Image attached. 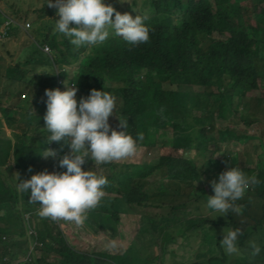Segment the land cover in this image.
Returning <instances> with one entry per match:
<instances>
[{"label": "trees", "instance_id": "16d2710c", "mask_svg": "<svg viewBox=\"0 0 264 264\" xmlns=\"http://www.w3.org/2000/svg\"><path fill=\"white\" fill-rule=\"evenodd\" d=\"M24 1L0 0V7L9 9H0V46L5 38H10L11 26H18L25 20L27 27L20 29L22 23L18 27L26 32V37L17 51L3 54L6 50L0 47V113L6 118V129L15 124L22 128L12 140L0 123V264H133L132 261L144 264L153 243L159 248L163 244L148 227L158 215L144 217L136 236L121 254L85 255L74 252L63 236L61 227L68 229L76 225L74 222L39 217V205L29 202L28 194L18 189L17 183L32 173L44 169L63 171L57 162L68 151L63 140L46 143L43 116L36 111L38 100L57 77L78 89L77 99L86 96L89 89H102L115 98L113 115L116 119L109 121L112 127L120 130L118 120H126V131L133 138L140 137L137 149L160 145L157 153L149 152V164L147 161L127 164L123 171L114 170L116 167L112 163L100 164L106 168L105 172L112 171L105 176L108 184L104 192L115 198L104 196L96 208L88 211L85 223L76 226L80 230L88 227L89 219L94 223L96 219L98 230L104 221L114 228L120 215L160 209L165 204L159 198L164 195L173 201L186 196L187 199L197 196L207 200L212 192L206 193L191 182L200 178V169L204 167L211 172L208 165L213 163L218 174L226 167H238L237 160L233 162L235 154H219L225 159L232 156L222 167L216 161V151L209 149L208 145L215 142L213 117L228 121V124L232 121L249 125L259 123L254 108L263 111L259 84L264 80V0H132V5L138 3L143 10V14L135 12L146 16L145 23L150 28L147 42L130 46L110 32L102 44L79 48L59 44L51 36L54 33L42 35L41 25L36 27L37 36L31 37L28 29L35 28L40 16L26 22L31 2H25L22 7ZM116 3L108 0L106 4ZM46 8L47 4L42 11ZM129 9L134 11L132 7ZM47 13H52L51 8L48 7ZM46 26L51 28V22ZM35 42L41 47L46 43L52 53V57H46L49 73L45 77L37 80L30 75L22 76L23 70L16 62L1 71L6 61L15 60L22 48ZM85 50L89 51L83 52ZM36 55L30 53L26 62L36 67L39 64ZM65 64H75L70 76L64 70ZM41 67L46 69L47 65ZM249 94L256 99H250ZM189 105L196 107L192 120L187 122ZM240 105L245 110L241 111ZM41 111L44 112L45 107ZM261 115L262 122L264 113ZM219 135L221 139L217 143L220 146L233 139L245 143L256 141L254 154L264 148L263 138L248 136L243 139L230 129ZM44 148L54 150L55 157L42 158L39 152ZM191 150L205 157L202 164L169 157L172 153L188 156ZM9 159H12L11 166L6 165ZM89 161L86 160L82 167L88 168ZM29 167L31 172L27 171ZM240 169L245 175L255 174L260 183L250 185L244 195L246 198L237 201L242 205L240 214H225L228 217L225 226L241 230L240 248L249 238L255 237L261 251L253 256L254 264H264V152L255 169ZM182 206L181 203L170 204L168 222L183 226L186 220L180 218L181 213L175 216L182 211ZM196 222L202 230L208 219L200 216ZM55 226H61V231ZM194 228L190 222L188 230L198 235ZM221 238L215 240L220 252ZM164 241L173 242L168 237H164ZM102 248L113 252L108 242ZM141 250H145L148 258L140 263Z\"/></svg>", "mask_w": 264, "mask_h": 264}, {"label": "clouds", "instance_id": "9594fccd", "mask_svg": "<svg viewBox=\"0 0 264 264\" xmlns=\"http://www.w3.org/2000/svg\"><path fill=\"white\" fill-rule=\"evenodd\" d=\"M107 1L47 0L45 4L55 9L56 17L54 22H51V28L46 26L48 22L43 23L42 35L45 36L46 32L54 33L55 35L51 36L60 42L59 44L73 45L76 48L98 46L109 37L110 32L130 46L149 40L150 28L145 23V15L137 14L119 3L106 4ZM25 25L22 24L20 29L24 27L27 29ZM35 44L44 53L50 54V48L46 43L43 47L37 42ZM77 91L75 86L66 85L57 77L44 90L36 106V111L43 116V128L47 131L46 143L63 140L67 144L68 151L61 155L57 162L58 167L63 171L47 169L37 171L17 183V187L21 192L28 194L29 202L39 205L37 210L39 217L83 225L88 211L96 208L104 197V186L108 184V180L103 174L92 170V167L82 168V166L86 160L99 165L130 157L136 152V142L140 137L138 135L133 138L126 131V120H118L120 130L109 124L108 118L114 116L115 98L112 94L93 88L89 89L86 96L77 99ZM43 107H45L44 112L41 111ZM235 125L236 131H234L243 139H247L248 136L258 138L260 136L256 132L260 129L257 122L249 125L235 123ZM222 131H217L216 138L215 130L212 133L216 143L221 139L219 133ZM230 141L238 142L239 145L246 144L243 140ZM213 149L217 151L216 148ZM39 155L42 158L55 157L56 152L44 148ZM231 158L232 156L229 155L227 159L231 160ZM223 159L221 165L225 167L227 159ZM208 166L214 167V164ZM27 171L31 172V167ZM209 183L213 194L207 196L206 207L217 215H224L230 212L240 214L242 205L237 201L250 185H257L260 181L255 174L245 175L234 165L219 172L217 179ZM241 236L242 232L239 228L223 229L222 238L219 240L223 252L229 256L239 255L241 249L238 240ZM247 245L251 256L260 253V246L254 239H249Z\"/></svg>", "mask_w": 264, "mask_h": 264}, {"label": "rangeland", "instance_id": "374dc122", "mask_svg": "<svg viewBox=\"0 0 264 264\" xmlns=\"http://www.w3.org/2000/svg\"><path fill=\"white\" fill-rule=\"evenodd\" d=\"M105 1L106 0H103V2ZM25 2H31L30 12L28 13L26 17V22L40 16L37 25H35V28L32 29V27H30V29H28L30 36L35 37L37 36L36 27H38L39 25H41L42 27L44 22H54V18L56 17L55 9L47 5L45 12L42 11V9L46 5L45 3L47 2V0H26L22 3V7ZM116 2L121 4L122 6H127L128 8L132 7L133 10L136 11L137 13L143 14V10L140 7V5L138 3L136 5H132V0H123V2H120V0H116ZM48 7L51 8V11H52V13L50 14L47 13ZM0 9L9 10L8 8H1V7ZM119 12L123 13L122 10H119ZM1 19L2 17L0 16V20ZM20 23L24 25L25 20H21L19 22V26H20ZM25 37H26V32H22L17 26H11L10 38L9 37L5 38V40L2 42L0 46V47L5 48L6 50L5 52H3V54L6 52L11 53V52L17 51L19 46L23 44ZM33 52L37 54L36 55L37 62L39 63L36 65V67L26 62L27 59L30 58V53H33ZM51 54H52L51 52L50 54L44 53L41 49L37 47L35 43H32L28 47L24 49L22 48L20 53L16 56L15 60L12 59V60L6 61L4 66L1 68V71L5 69L7 66H9L10 64L13 65V63L16 62L18 66L23 70L22 76L30 75V77H34L35 79L39 80L41 77H45V75L49 73V61L46 60V57H50ZM41 65H47V68L44 69L43 67H41ZM74 67H75V64H65L64 65V70H66L68 76L71 75V71L74 69ZM259 87H260V92H262V95H263L262 100H261L263 111H259L255 108L254 110H256V114L258 115V122H259V127H260V129L257 130L256 132L260 134L259 138H263V145H264V119H262V122H261V118H262L261 112L264 113V80L261 81V84H259ZM228 92H231V90L229 89ZM247 96L252 100L256 99V97H252V94H249ZM195 107L196 105L188 106L190 113L187 116L188 118L187 122L192 120V111L195 109ZM242 109L245 110V108L240 105V110L242 111ZM112 119H116V117L113 116V117L108 118L109 121H112ZM5 120L6 118L3 117L0 113V123L2 125V130L5 129V133L12 140H15L14 135L20 134L22 128L15 124L13 125V127H11V129H6V124L4 123ZM213 121L215 124V132H214L215 138L217 137L218 130H224L227 128V129L236 131V129H234L236 125L232 121L230 122L231 124H228L227 123L228 121L220 120L216 117H213ZM254 144H257V142L254 141V142H249L246 144L239 145L238 142L230 143V141H228L227 143H224L225 146H220L215 142L214 144H209L208 147L209 149H213V148L217 149L215 153V157H216V161H218L220 165L222 164V160L224 159L223 157L219 156V154L223 155V154L230 153V154L236 155V158H234V160L235 161L237 160L236 163L238 167L251 170V169H255V165L258 162L260 155L264 152V148H263V150L259 149L257 153L254 154L253 153ZM159 148H160V145L153 146L152 148H148V147L144 149L139 148V149H136V152L130 157H126V158H123L117 161H111L108 163L114 164L116 167L114 170L116 171H123L124 170L123 166L127 164H131V163L139 164V163H143L147 161L146 164H149L151 163V160L149 159V152L152 154L157 153L159 151ZM169 157L172 159H182V160H187V161L191 159L198 165L202 164L205 160L204 156L200 157V155L196 153L194 150H191L188 156L184 155L183 153H179V154L172 153L169 155ZM193 161H191V163H193ZM11 164H12V159H9L8 161H6V165L11 166ZM90 167H92V170L97 171L100 174H103L104 176H106V174L108 173L109 175L112 174V171L105 172L104 170L106 168L101 167L100 164L99 165L95 164V162H92L91 160L89 161V165H88V168ZM208 168L211 170V172H214L213 173L214 175L215 173L217 174L218 171L215 172L214 167L209 166ZM179 171H182V170H177V172ZM211 172L207 171L206 168L202 167L199 171L200 178L198 180H192L191 182L194 185H196V187L198 186L202 187L206 193H210L212 192V189L210 187L209 182L216 179L211 174ZM148 180H149L148 182H151V178ZM154 182L157 183V181H154ZM186 188L184 187V189ZM246 193H247V190L245 191L244 195ZM195 194L200 195L199 193H195ZM244 195L241 197L239 202L244 197L246 198V196ZM104 196H108L106 198H115V195L113 194H109V195L105 194ZM159 199L161 203L165 204L163 205L161 209L151 208L147 210L146 212H142L141 210H139V212H137L136 214L120 215L119 221L115 225L114 228L110 226L108 221H104L99 228V230H102V232H98L99 225L97 224L96 219H94L95 220L94 224L89 223L88 227L84 230H80V228H77L76 227L77 225H73L72 227L68 229L65 227H61V226H55V227L59 229L60 231L61 229L59 227L62 228V231L64 233L63 236L69 242L68 244L73 246L71 247V249L74 252H78V251L83 252L85 253V255H91L92 253H99V252H107L108 254H118L119 255L120 253L116 252V248H117L116 238H118V240L120 241L123 240L124 243L122 244V246L124 247L129 246L130 242L136 236L139 227L142 226L144 217L148 215H153L155 213H159L160 215L161 214L162 215L156 217L148 227L155 233V235L158 237V240H160V237L162 235L161 218H164L165 213H167L168 209L171 208L170 204L178 205L179 203H181L183 205L182 211H186L190 213L192 212L194 214L192 215V217H190V222H192L193 225L196 227L194 228L196 230H193V231H197L198 235L203 237L204 240L201 241V243L191 246V244L185 241L195 236L191 234L190 230H188L190 222L187 225H185L186 229L188 230L186 233L183 231V229L175 230L173 228L175 227L174 222H169V224L166 223L165 229L168 230L169 228H171L167 231L168 232L167 234L168 235L173 234V240H172L173 242H165L162 244L161 248H159L157 246V243L154 242L152 246L153 249L150 250L149 258L147 254L145 253V250H141L143 256L139 257L140 263L142 260H145L148 258V261L145 262L144 264H162V263L163 264H237V262L235 261H239L240 264L241 262L243 264L245 263L254 264V260H253L254 257L249 254L250 249L248 248L247 242L245 243V245L241 246L240 248L241 252L239 255L229 256L223 252V249L221 250V252L217 249V242L215 240L217 239V237H222L223 229H228V227L225 226V222H227L228 217L225 214L217 215V213H215L211 209H208L206 207V199L204 200L203 197L198 199L197 196H193L187 199V196H186L183 198H178L176 199V201H173L171 200L170 197H166L165 195H164V198H159ZM188 204L193 209V211L188 208ZM209 211H212V215L211 213H209ZM177 213H175L176 217L179 216L180 211H178ZM200 215L208 219V223L204 225L202 230L200 229V227H198L199 223L196 222V220L200 217ZM182 216H184L185 219L187 217L186 215H182ZM55 225H58V224H55ZM197 232H193V233H197ZM178 235H181V236H178ZM165 237L167 236L165 235ZM111 238L114 239L113 242H109V239ZM249 239L255 240L256 238L252 237ZM106 242H108L109 247L112 248L113 252H111L110 250L106 248H102L105 246ZM181 244L188 248L184 250H178V253H177L178 245H181ZM100 245H102V247ZM165 247H168L169 249L167 250ZM155 251H156V254H155ZM154 254L155 256L152 257V255ZM176 254L178 256L182 255L183 257L182 256L176 257ZM56 259H60V256H56ZM242 259H245V261H243ZM21 260H23V258L20 260H16L15 263H18ZM132 263L139 264L135 261H132Z\"/></svg>", "mask_w": 264, "mask_h": 264}, {"label": "crops", "instance_id": "0c3cea01", "mask_svg": "<svg viewBox=\"0 0 264 264\" xmlns=\"http://www.w3.org/2000/svg\"><path fill=\"white\" fill-rule=\"evenodd\" d=\"M188 208L190 209V210H192L193 211V209L190 207V205L188 204ZM161 209V208H160ZM180 213H182V215H186L187 217H186V219L184 218V216L182 217H180V218H183V219H185L186 221L183 223V226H178V223H175V227H173L175 230H182L183 229V231H185V233L188 231V230H186L185 228V225L186 224H188L189 222H190V217H192V215H194L192 212L190 213V212H186V211H182V212H180ZM209 213H211V215H212V211H209ZM156 215H158V216H161L159 213H155ZM155 214H153V215H155ZM166 216H169V212L167 211V213H165V215H164V219L162 220V223H161V229H162V235H161V237H160V240H162V242H161V244L162 243H165V241H164V237H165V235L168 237V238H171L172 240H173V234H167L168 232V230L169 229H171V228H169L168 230H166L165 229V226H166V223L167 224H169V222H168V219L166 218ZM201 216V215H200ZM89 223H91V224H94V222H93V220L92 219H89ZM192 223V222H191ZM180 227H182V228H180ZM98 232H102V230H98ZM178 236H181V235H178ZM204 240V238L203 237H201V236H199V235H195V236H193V237H191L190 239H188V240H185L186 242H188L189 244H191V246H193V245H196V244H198V243H201V241H203ZM114 241V239L113 238H111V239H109V242H113ZM124 242H123V240H118V238H116V245H117V248H116V252L117 253H122L124 250H125V248L126 247H124V246H122V244H123ZM167 250L169 249L168 247H165ZM188 247H186V246H184V245H178V248H177V253H178V250H184V249H187ZM182 253V252H181ZM155 254H156V251H155ZM155 254H154V256H155ZM172 255V254H171ZM180 256H182V255H177L176 254V257H180ZM183 257V256H182Z\"/></svg>", "mask_w": 264, "mask_h": 264}]
</instances>
